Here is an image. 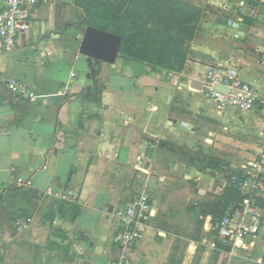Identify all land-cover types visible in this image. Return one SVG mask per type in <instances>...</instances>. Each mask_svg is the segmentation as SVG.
Segmentation results:
<instances>
[{
  "label": "crops",
  "instance_id": "0c3cea01",
  "mask_svg": "<svg viewBox=\"0 0 264 264\" xmlns=\"http://www.w3.org/2000/svg\"><path fill=\"white\" fill-rule=\"evenodd\" d=\"M184 2L203 15L180 70L89 62L78 0L41 4L0 53V264H264V232L215 247L217 225L204 216L264 153V0ZM216 65L256 88L255 110L221 112L205 97ZM10 81L36 100L12 94ZM140 194L152 219L124 252L116 212ZM256 205L263 213L264 199Z\"/></svg>",
  "mask_w": 264,
  "mask_h": 264
},
{
  "label": "built area",
  "instance_id": "2783aa9c",
  "mask_svg": "<svg viewBox=\"0 0 264 264\" xmlns=\"http://www.w3.org/2000/svg\"><path fill=\"white\" fill-rule=\"evenodd\" d=\"M47 1L4 0L0 4V53L15 49L18 38L31 28L33 13ZM7 88L16 96L36 100L35 93L26 84L10 81L7 82ZM201 91L206 98L217 104L221 112L230 108L253 111L259 100L256 88L244 81L236 68H226L223 65L208 69L205 86ZM244 172L241 186L244 191L243 209L238 217L228 213L220 221L215 247H230L248 238H256L264 232V212L259 214L256 205L260 199H264V153L251 161ZM17 181L19 186L31 185L29 180L23 178ZM151 211L149 197L145 194L138 195L125 208L117 210L119 229L115 242L124 252L131 251L143 238L152 219ZM31 221L26 219L19 222L18 230L26 229Z\"/></svg>",
  "mask_w": 264,
  "mask_h": 264
},
{
  "label": "trees",
  "instance_id": "16d2710c",
  "mask_svg": "<svg viewBox=\"0 0 264 264\" xmlns=\"http://www.w3.org/2000/svg\"><path fill=\"white\" fill-rule=\"evenodd\" d=\"M78 5L88 26L123 38L121 59L169 71L182 69L190 52L187 43L195 38L203 15L184 0H78ZM150 22L152 29L147 28ZM235 178L219 203L204 213L213 217L217 231L229 206L244 199L240 193L244 174Z\"/></svg>",
  "mask_w": 264,
  "mask_h": 264
},
{
  "label": "water",
  "instance_id": "95a60500",
  "mask_svg": "<svg viewBox=\"0 0 264 264\" xmlns=\"http://www.w3.org/2000/svg\"><path fill=\"white\" fill-rule=\"evenodd\" d=\"M122 44V37L87 26L80 54L87 57L89 62L96 60L113 65L120 56Z\"/></svg>",
  "mask_w": 264,
  "mask_h": 264
},
{
  "label": "bare ground",
  "instance_id": "6f19581e",
  "mask_svg": "<svg viewBox=\"0 0 264 264\" xmlns=\"http://www.w3.org/2000/svg\"><path fill=\"white\" fill-rule=\"evenodd\" d=\"M198 88H199V89H201L202 87H201V88H200V87H198Z\"/></svg>",
  "mask_w": 264,
  "mask_h": 264
}]
</instances>
